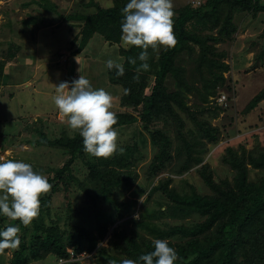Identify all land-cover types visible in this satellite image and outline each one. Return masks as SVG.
Instances as JSON below:
<instances>
[{
    "label": "rangeland",
    "instance_id": "374dc122",
    "mask_svg": "<svg viewBox=\"0 0 264 264\" xmlns=\"http://www.w3.org/2000/svg\"><path fill=\"white\" fill-rule=\"evenodd\" d=\"M51 1L49 0L50 3ZM89 1L91 0H53L56 7L53 10L44 8L40 0H0V44L5 45L4 49L1 45L0 57L3 55L4 59H0V62L5 64L6 60L12 57L10 54L16 57L18 49L35 51L36 47H42L43 50L45 49L42 53L46 57H42V62L48 68L44 76L40 71L37 77H32L28 88H17L16 85L5 87L3 94L7 95L0 99V120L6 117L5 122L0 123V142L2 140L5 146L0 148V157L34 164L47 177L53 173L50 172L52 168L62 166L70 155L68 147L42 144L41 135L51 139L65 138L67 143L73 142L77 137L82 138L77 130L67 126V117L61 114L52 102L51 97L55 94L56 84L67 79L70 84V78L75 79L83 74L94 87H103L112 94L111 110L115 114L128 112L138 115V110L121 104L122 87L110 84L107 80L105 61L109 57L119 56L120 42L110 43L103 35L96 32L97 34L93 35L86 47L78 49L80 42L77 35L80 32L81 22L71 19L70 14L81 10L88 12L90 8H84L82 5ZM204 1L172 0L173 10L189 3L197 6ZM100 2L105 6L109 3L113 4L112 0H100ZM234 20L237 24L235 40L216 43V46L226 53L224 58L230 67L224 75L227 78V85L231 84L232 89L218 85L217 93L211 95L208 101L203 100L195 90L186 92L184 96L187 108L183 110V113H186L189 119L188 127H195L191 116L188 117L194 106L205 107L207 104L224 103V107L222 106L216 114L213 110H209L200 117L221 128L218 143H211L205 134L192 133L191 135L186 132L179 134L178 130L171 128L165 121L158 120L151 127H162L168 132L172 140L168 150L174 154V157L172 161L164 164L160 173L150 176L151 165L155 168L162 166L157 156L161 153L163 143L152 144L150 133L144 129L141 122L117 126L118 149L122 147L123 151L117 150L107 158L100 156L102 157L100 163H98L99 157L85 151L78 152L67 174L69 181L67 189L55 193L49 209L39 208L38 215L27 225V231L23 230L22 234L26 232L25 239L29 243L33 242L31 239L33 234L43 232L45 229H54L65 234L63 239L68 251L66 257L70 259L65 262L67 264H108L109 253L126 258L124 247L119 239L120 234L123 231L135 230L131 219L137 215L140 217L141 211L147 210L148 207H159L158 202L164 200L160 199L159 192H154L147 199L154 185L172 177L171 185L180 190L188 188L187 184L190 183L197 191L208 193L210 190L198 173L200 165L208 162L213 169L214 178L218 181L225 178L233 179L234 171L223 162L226 147L233 146L240 152L243 149L264 146V98L256 106L246 108L250 99L264 88V63L257 64V67L254 63L259 61L256 56L262 47L260 35L264 29V12L253 14L237 11ZM214 33L217 35L218 31L214 30ZM52 59L54 63L50 62ZM186 66L191 68L192 62L189 61ZM66 75H68L67 79L62 80ZM13 82H17V77L13 79ZM173 85L171 83L170 87L174 88ZM197 85L201 86L198 79ZM17 90L20 91L17 93ZM7 91H12L15 96L9 97ZM222 94H226L227 99L219 101ZM195 113L198 115V111ZM15 114H17V120L13 121L10 117ZM140 132L146 137V141H143L144 137H140L142 136ZM184 138L188 140V144H185L186 150L204 158L200 163L190 165L185 171H181L182 166H188L189 163L185 160V154L177 152V149L184 147L182 146ZM130 149L134 153L132 157L127 158V150ZM114 163L125 164L115 168L125 172L127 168L130 169L136 176V180L131 187L117 185L106 196L101 184L93 177L91 169L94 164L102 169H108L114 166ZM250 174L251 178L255 179L259 177L260 171L252 167ZM144 189L145 191L142 192ZM141 196L143 201L140 199ZM178 220L169 216L155 219L158 223ZM82 228L96 237L105 231L91 250L86 247L81 250L75 248L74 242ZM67 234L69 237L66 236ZM10 247L0 249V254L12 256L18 246ZM58 259L59 257L50 253L46 257L30 258L28 264H55ZM0 264H6V262L3 260Z\"/></svg>",
    "mask_w": 264,
    "mask_h": 264
},
{
    "label": "trees",
    "instance_id": "16d2710c",
    "mask_svg": "<svg viewBox=\"0 0 264 264\" xmlns=\"http://www.w3.org/2000/svg\"><path fill=\"white\" fill-rule=\"evenodd\" d=\"M112 2L113 6L108 7L102 6L100 0H91L82 5L84 8H90L88 12L81 10L70 14L71 19L81 22L80 32L77 35L80 42L79 50L86 46L96 32L103 35L110 43L120 42L122 16L120 9L127 0H112ZM40 3H43L44 8L56 9L53 0L51 3L49 0H40ZM237 11L253 14L264 12V0H205L197 6L185 4L174 10L172 18L175 45L171 47L158 45L155 50L150 47L148 49L150 68L141 70L138 79L133 77L137 75L136 68L141 62L137 60L136 64H131L128 61V57H136L142 50L137 46L120 48V54L124 56L123 75L117 76L115 69H107L109 82L122 87L121 104L138 110V115L128 112L116 113L117 120L114 127L141 122L144 129L150 133L152 144L163 143L161 153L157 156L162 166L155 168L151 165L150 176L160 173L164 164L172 161L174 157V154L168 150L172 145L168 132L162 127H151L158 120L165 121L171 128L178 130L179 134L184 132L191 135L205 134L213 144H217L220 140L221 128L200 117L209 110H213L216 114L224 103L207 104L205 107L194 106L191 115H188L195 123L193 128L188 127L189 119L186 113H183L187 108L184 96L186 92L195 90L203 100L208 101L211 95L217 93L218 85L232 89L231 84L227 85V78L224 75L230 67L224 58L226 53L220 50L216 43L235 40L237 24L234 15ZM214 30L218 31L217 35ZM260 38L262 47L256 56L259 61L254 62L256 67L264 63V29ZM189 61L192 62L191 68L186 66ZM3 66L4 62H0V71ZM197 79L201 82V86H196ZM171 83L174 84V88L170 87ZM124 88L130 91L124 94ZM263 98L264 88L250 99L246 108L256 106ZM197 111L198 115L195 113ZM140 134L142 135L140 137H144L142 132ZM40 139L42 144L68 147L70 155L62 166L52 168L50 172L53 173L47 177L50 188L46 193L41 194L39 208L48 210L53 195L62 189H67L68 171L78 152H83V143L80 137L68 143L65 138L51 139L46 135H41ZM145 139L146 137L143 141H146ZM187 142L188 140L185 139L182 145L184 147L177 149L178 154H185V160L189 162L188 166H182L181 171H185L190 165L200 163L204 158L194 155L193 152L189 153L185 148ZM133 153L132 149L127 150L126 157H132ZM99 158L98 163L102 160V157ZM223 162L234 171L233 179L216 180L208 162H204L198 168L204 184L210 190L208 193L197 191L190 183L187 184L188 188L180 190L171 185L172 177L154 185L147 199L154 192H159L160 199L164 200L158 202L159 207H148L147 210L141 211L138 219H131L135 230L123 231L120 234L119 239L126 258L137 259L141 253L153 250L152 240L160 238L168 240L170 246L177 251L178 257L174 264H264V146L243 149L240 152L233 146H227L223 154ZM95 164L91 169L92 175L96 178V182L101 184L106 196L117 185L131 187L136 180L130 169L127 168V172L116 169L125 164L114 163V166L108 169H102ZM33 167L40 171L36 165L33 164ZM252 167L259 169L258 178H251ZM144 191L145 189L142 190ZM162 216L180 221L163 223L155 221ZM191 217L192 220L188 219ZM196 217L199 219H194ZM9 223L20 227L17 233L20 242L11 256L10 264H28L30 258L46 257L50 253L55 257L67 256L63 232L45 229L46 232L33 234L31 238L33 242L29 243L25 239L26 232L22 234L23 230L27 231V225L20 223L19 219L0 216V227ZM104 233L105 231L102 235ZM102 235L96 237L82 228L74 242L75 248L81 250L86 247L91 250ZM66 236L69 237L68 234ZM7 248L11 247L2 249ZM109 259L121 258L109 253Z\"/></svg>",
    "mask_w": 264,
    "mask_h": 264
},
{
    "label": "clouds",
    "instance_id": "9594fccd",
    "mask_svg": "<svg viewBox=\"0 0 264 264\" xmlns=\"http://www.w3.org/2000/svg\"><path fill=\"white\" fill-rule=\"evenodd\" d=\"M106 6L113 5L109 3ZM120 11L119 46L124 49L137 46L142 49L138 56L128 57L131 64H136L137 60L141 62L136 68L137 75L133 77L138 79L141 70L150 68V47L155 50L158 45L171 47L176 43L172 0H127ZM105 65L107 69H115L117 76L124 74L120 59L109 57ZM129 91L128 88L123 89L124 94ZM51 99L58 111L67 117V126L79 132L83 151L97 157H107L117 150L123 151L122 147L118 149V131L114 127L117 117L111 110L113 97L108 90L94 87L81 74L71 81V87L68 81L56 84ZM49 188L47 176L36 170L31 163L0 157V216L19 219L24 225L30 224L39 213L41 194ZM140 199L143 201L142 196ZM134 218L139 217L137 215ZM18 232L17 224L9 223L0 227V249L17 246L20 242ZM152 244L153 250L141 253L137 259H112L108 264H174L178 253L168 240L156 238Z\"/></svg>",
    "mask_w": 264,
    "mask_h": 264
},
{
    "label": "crops",
    "instance_id": "0c3cea01",
    "mask_svg": "<svg viewBox=\"0 0 264 264\" xmlns=\"http://www.w3.org/2000/svg\"><path fill=\"white\" fill-rule=\"evenodd\" d=\"M95 34H97V33H95ZM38 35H39V32L37 33V36ZM89 41H88V43H89ZM0 43H1V41H0ZM103 43H104V41H103ZM106 43H107V41H106ZM87 44H86V46H87ZM1 45H3V49L5 48L4 44H0V51L2 48ZM44 50L42 47H36L35 51H31V50L30 51H24V50L18 49L17 53H16V57H14L13 54H10L12 57L9 58V60H6V63L4 64V67L2 68L1 73H0L1 74L0 75V99L2 97H4V95H7L5 93L3 94V91H5L6 86L10 87V86L16 85L17 88H22V89L24 88L25 89V88L30 87L29 86V84L31 82L30 80L32 79V77L33 78L37 77L39 75L40 71H42V73H43L42 76H44L47 73L48 68H46L42 62V60H43L42 57L45 56L44 53H42ZM44 58H46V57H44ZM113 58L114 59H120L121 62L124 61L123 60L124 58L120 53H119V56H116ZM0 59H4V56L1 55ZM53 60L54 59H52L50 62L54 63ZM105 69H107V68H105ZM106 72H107V70H106ZM42 76H41V78H42ZM15 77H17V82H13V79ZM67 77H68V75L64 76V78H62V80L67 79ZM72 80H73V78H70V81H72ZM107 80H108V78H107ZM67 81H68V79H67ZM110 84H112V83H110ZM70 86H71V83L69 84V87ZM19 91L17 90V93ZM6 93H8L9 97H11V98H13L15 96V93H13L12 91H7ZM10 118L13 121L17 120V114H15L14 116H11ZM5 120H6V117L4 116L1 118L0 123L5 122ZM15 135H17V133ZM4 144H5L4 142L2 144V140H1L0 148L5 146ZM3 256H4V258H3ZM10 259H11V254L10 255L0 254V262L1 263L4 260L6 262V264H10Z\"/></svg>",
    "mask_w": 264,
    "mask_h": 264
},
{
    "label": "built area",
    "instance_id": "2783aa9c",
    "mask_svg": "<svg viewBox=\"0 0 264 264\" xmlns=\"http://www.w3.org/2000/svg\"><path fill=\"white\" fill-rule=\"evenodd\" d=\"M227 99V96L226 94H222L220 97H219V101H224ZM68 258V259H67ZM69 257H66V256H60L58 261L55 263V264H64L66 261H69Z\"/></svg>",
    "mask_w": 264,
    "mask_h": 264
}]
</instances>
